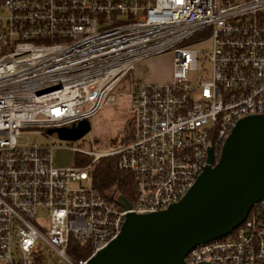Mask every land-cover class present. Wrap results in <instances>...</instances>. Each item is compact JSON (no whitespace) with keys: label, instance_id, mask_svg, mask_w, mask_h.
<instances>
[{"label":"built area","instance_id":"built-area-1","mask_svg":"<svg viewBox=\"0 0 264 264\" xmlns=\"http://www.w3.org/2000/svg\"><path fill=\"white\" fill-rule=\"evenodd\" d=\"M203 37L211 68L199 75L190 45ZM169 49L170 81L135 80L126 93L133 129L125 143L74 147L90 162L56 167L54 146L25 135L93 117L122 96L140 62ZM260 114L264 0H0V264H46L50 254L86 264L128 213L178 202L209 164L208 149L216 162L235 124ZM110 156L132 175L126 208L92 185V167ZM71 242L90 254L76 258ZM184 261L264 264V199Z\"/></svg>","mask_w":264,"mask_h":264},{"label":"water","instance_id":"water-1","mask_svg":"<svg viewBox=\"0 0 264 264\" xmlns=\"http://www.w3.org/2000/svg\"><path fill=\"white\" fill-rule=\"evenodd\" d=\"M89 129L84 119L48 131L75 140ZM208 162L178 202L153 213H128L118 236L86 264H186L184 256L193 247L231 233L264 199V114L240 119L216 162L208 149ZM114 193L110 200L129 206L127 198Z\"/></svg>","mask_w":264,"mask_h":264},{"label":"rangeland","instance_id":"rangeland-1","mask_svg":"<svg viewBox=\"0 0 264 264\" xmlns=\"http://www.w3.org/2000/svg\"><path fill=\"white\" fill-rule=\"evenodd\" d=\"M190 48L198 51L200 66L198 74L204 73L202 68L210 71L211 65L206 60L205 54L211 51V39L203 37L200 41L193 40ZM172 67V49L150 56L140 62L123 80L124 90L122 96L115 103L104 106L98 113L89 118V131L78 139H62L56 132L41 135L37 130H30L25 135L29 136L31 143L54 146L52 152L54 166H85L90 162L91 157L79 154L75 151L74 147L106 149L119 144L120 142L114 143L113 141L117 138L119 139L120 136L125 135L130 130L129 121L131 114L128 112L129 100L126 97V93L130 90L131 84L135 80L149 83H167L171 78ZM88 138L90 139L89 141L86 140ZM22 141H25V138ZM92 169H94V166ZM41 253L45 255L49 254L45 249ZM48 257L49 260L46 264H63L54 254H50Z\"/></svg>","mask_w":264,"mask_h":264},{"label":"trees","instance_id":"trees-1","mask_svg":"<svg viewBox=\"0 0 264 264\" xmlns=\"http://www.w3.org/2000/svg\"><path fill=\"white\" fill-rule=\"evenodd\" d=\"M130 130L125 135L114 140V143H125L132 135L133 123L129 121ZM92 185L104 197L115 190L122 196L131 199L133 196L132 175L128 171L119 170L117 168V158L115 156L104 157L98 160L91 172ZM70 252L76 258H84L90 254V251L84 246H80L74 242L70 243Z\"/></svg>","mask_w":264,"mask_h":264}]
</instances>
